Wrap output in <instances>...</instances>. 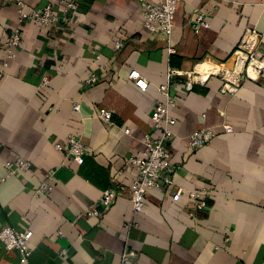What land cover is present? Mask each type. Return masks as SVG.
Instances as JSON below:
<instances>
[{"label":"crops","instance_id":"obj_1","mask_svg":"<svg viewBox=\"0 0 264 264\" xmlns=\"http://www.w3.org/2000/svg\"><path fill=\"white\" fill-rule=\"evenodd\" d=\"M21 1L41 9L58 0ZM82 1L59 29L24 25L23 43L9 57L5 43L18 13L0 0V225L33 230L27 261L0 241V264H123L128 250L137 253L132 264H264V76L235 93L221 91L219 76L191 88L188 76L172 79L177 122L162 176L184 189L179 200L155 187L135 212L130 189L137 168L128 160L143 152L145 134H155L153 109L164 100L158 86L168 82L170 68L233 66L249 28L260 33L264 56V0H180L174 53L166 38L145 28L139 0ZM200 13L207 25L197 31ZM133 68L147 89L128 78ZM92 72L100 79L87 85ZM102 108L112 111L111 122L99 118ZM202 127L216 134L192 149L190 134ZM70 134L87 147L81 164L55 147ZM19 159L31 161L32 170L7 175L5 164ZM51 168L54 189L36 195ZM110 187L120 192L114 204L88 214L101 210ZM201 188L206 206L191 215L187 191Z\"/></svg>","mask_w":264,"mask_h":264},{"label":"built area","instance_id":"obj_2","mask_svg":"<svg viewBox=\"0 0 264 264\" xmlns=\"http://www.w3.org/2000/svg\"><path fill=\"white\" fill-rule=\"evenodd\" d=\"M8 3L15 4L18 13V24L11 29L7 39L6 46L9 57L15 55L16 49L23 43V27L27 23H35L42 26L59 29L61 24L67 23L76 13L81 0H58L57 2H48L41 9H29L21 0H6ZM180 0H139L142 7L145 28L153 34L166 38L169 42L168 50L175 52L171 37L174 28V18ZM207 25L206 14L200 13L193 22V27L198 31V27ZM261 44L260 33L257 29H247L242 38L238 49L235 52V64L228 66L224 63L220 65L219 72H211L206 77H202L199 71L192 70L184 72L170 68L168 71V82L158 86V90L164 95V100L159 101L152 113L153 128L155 134L147 133L142 141L144 150L141 154L132 155L128 158L129 162L136 166L137 173L134 177L130 194L133 210L142 211L147 192L155 187H165L172 191L174 200H179L184 189L177 185L171 176H162L163 171L169 165L171 153L168 143L173 136V125L176 124V118L171 114V107L177 105V99L171 90L172 79L174 77L188 76L185 82L188 88L193 83H205L210 76H219L222 81L221 91L224 93H235L248 79L259 80L264 76V56L258 55ZM123 45L121 40L117 41L116 46L120 48ZM246 56L244 64L240 67L239 55ZM100 57V54H97ZM216 63V62H215ZM131 79L141 89H147L148 82L143 74L133 68L128 73ZM100 79L99 75L92 72L85 79L87 85L94 84ZM181 80V78H180ZM47 82L44 79L43 84ZM182 82V80L180 81ZM74 110H80V104H74ZM99 118L106 122L112 121L113 113L110 109L102 108L98 114ZM226 132H232L233 126L227 124L224 126ZM127 133L129 129L125 130ZM215 131L210 127L195 129L189 137V145L192 149H198L205 146L215 136ZM56 149L63 155L72 157L77 163H83L88 150L81 138L70 134L66 139L55 145ZM6 174H17L19 171H31L32 162L25 159L8 162L5 164ZM55 169H48L44 175L43 181L36 191L37 194L49 193L55 187ZM188 196L191 200L190 214L206 206L208 191L206 188L188 190ZM119 191L117 188L106 189L98 202L101 210L93 208L88 214L94 215L109 209L116 201ZM33 236V230L30 228L18 230L10 225H0V241L3 242L8 250H16L21 255L23 262L27 261L30 251V240ZM65 252V250H63ZM137 253L134 250H128L123 254V264H132Z\"/></svg>","mask_w":264,"mask_h":264},{"label":"bare ground","instance_id":"obj_3","mask_svg":"<svg viewBox=\"0 0 264 264\" xmlns=\"http://www.w3.org/2000/svg\"><path fill=\"white\" fill-rule=\"evenodd\" d=\"M239 57H240V67H242V65L244 64V61L246 59V56H243L240 54ZM212 63H209V62L201 63V67L199 69H197V71H200V73L202 74V77H206L211 72H219L220 71V68H221L220 65L218 63H215V62H212Z\"/></svg>","mask_w":264,"mask_h":264},{"label":"trees","instance_id":"obj_4","mask_svg":"<svg viewBox=\"0 0 264 264\" xmlns=\"http://www.w3.org/2000/svg\"><path fill=\"white\" fill-rule=\"evenodd\" d=\"M82 2H83V1L81 0V1H80V4H81ZM80 4H79V5H80Z\"/></svg>","mask_w":264,"mask_h":264}]
</instances>
